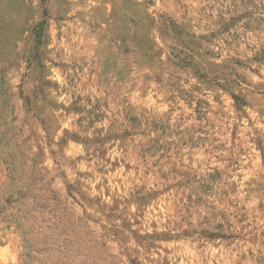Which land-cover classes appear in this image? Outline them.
Listing matches in <instances>:
<instances>
[{
	"label": "rangeland",
	"instance_id": "1",
	"mask_svg": "<svg viewBox=\"0 0 264 264\" xmlns=\"http://www.w3.org/2000/svg\"><path fill=\"white\" fill-rule=\"evenodd\" d=\"M0 264H264V0H0Z\"/></svg>",
	"mask_w": 264,
	"mask_h": 264
}]
</instances>
